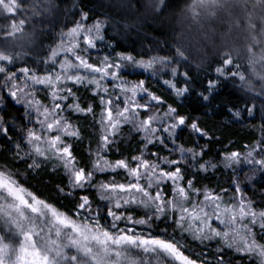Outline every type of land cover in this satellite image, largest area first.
<instances>
[{"label": "snow or ice", "instance_id": "6c2138e0", "mask_svg": "<svg viewBox=\"0 0 264 264\" xmlns=\"http://www.w3.org/2000/svg\"><path fill=\"white\" fill-rule=\"evenodd\" d=\"M63 2L0 0V18L10 21L0 28V102L24 110L16 118L0 115V144L13 158L11 167L8 161L0 165V264H211L203 254L187 253L191 243L212 240L218 241L216 264H226V250L250 264H264V204L246 195L240 178L246 168L264 174V123L260 138L244 151L225 146L206 159L212 145L221 143L219 127L193 119L177 104L195 96L200 108L232 123L254 116L256 104L249 107V101L259 100L264 113V25L255 19L257 10L264 17V0L187 5L194 19L219 22L243 43L235 54L221 52L203 79L194 74L201 66L193 70L179 46L163 56L113 55V49L101 57V44L112 47L107 25L93 19L82 0L72 4L67 13L72 19L58 41L44 49L41 40L40 59L28 61L31 49L20 44L17 50V41L32 43L36 25L58 13ZM172 6L173 0L143 5L161 15ZM129 66L150 73L168 95L151 88L147 77L129 79ZM229 85V95L244 93V107L222 97ZM89 117L94 131L87 152L79 155L76 146L87 135L80 121ZM126 128L129 144H136L127 153L121 150ZM185 133L191 147L181 139ZM21 165L26 177L49 168L50 175H60L54 191L72 203V210L31 190L21 180ZM221 166L232 170L228 187L198 186L202 173ZM158 221L165 227L156 232Z\"/></svg>", "mask_w": 264, "mask_h": 264}, {"label": "trees", "instance_id": "16d2710c", "mask_svg": "<svg viewBox=\"0 0 264 264\" xmlns=\"http://www.w3.org/2000/svg\"><path fill=\"white\" fill-rule=\"evenodd\" d=\"M75 0H64L59 5L60 11L48 16L44 24L36 25V33L32 43H28L26 40L17 41V50H21L19 45L23 44L25 49H31L26 59L30 62H37L40 57L37 55L41 51L40 41H44V49L50 44H54L58 40L59 34L64 30V24L72 19L67 13L71 10L72 4ZM86 9L92 10V18H99L106 22V38L112 45L111 48H105L103 44L100 45L99 55L103 56L108 52H124L130 53L139 58L141 55L144 58L153 55H167L174 52L177 46L183 48L189 56V63L193 70L197 65L201 66V71L195 73L199 79H203L205 71L209 65L213 67L214 62L218 59L219 55L223 51L232 50L233 54L237 51H242L243 43L236 33H229L226 27H221L219 22L215 25L209 22L207 17H201L200 19H194L191 13L186 11L188 4L192 0H173V6L166 10L162 15L152 12L143 7L149 0H82ZM183 15V20L178 22L179 16ZM256 23L258 25H264V17H261L259 10L256 11ZM10 21L0 18V28L7 27ZM27 31H31L29 26ZM211 32V34H210ZM224 37V41L222 38ZM2 38V33H0ZM207 40V44H203L201 41ZM198 44V45H197ZM199 46L202 51L199 50ZM95 52V51H94ZM96 53V52H95ZM202 53V54H201ZM18 63L23 64L24 61ZM181 71L184 69L181 68ZM128 78L132 80H138L142 78H148L147 82L151 88L155 89L158 93L167 96V92L164 90L162 84L157 82V79L150 76V73L142 72L138 69L133 73H127ZM231 91V85L225 88L222 93V97L230 99L233 103L238 104L241 108L244 107V93L240 92L235 95H229ZM43 92V91H42ZM44 93V92H43ZM81 95L85 100L88 99V94L81 89ZM44 97L43 94L38 93V98ZM247 99V97H245ZM171 102V101H169ZM252 103L256 104V111L253 117H247L240 123H232L227 117L216 119L211 109H204L199 107V101L195 96H189L186 99L178 100L177 104L180 105L183 113L189 114L193 119L199 118L202 122H207L209 126L219 127L217 135L221 138V143L213 144L212 150L206 159H211L217 151H223L227 146L230 151H244V146L252 142L254 139H259L261 136L260 128L264 123V113L259 109L261 107L259 100L249 101L248 106L251 107ZM3 102H0V115L4 113L9 114L11 118H16L23 115V107L18 104H14L11 101L8 102L6 107H3ZM175 106V105H174ZM216 107L215 105L213 106ZM207 112V115L202 113ZM99 114V109H97ZM92 117L88 118V121H80L82 127L86 129L87 135L83 140V143L77 144L76 151L79 155H83L87 152L88 145L90 143V136L93 133L91 126ZM19 124V121H17ZM95 134L99 135V129L95 130ZM124 143L121 145V150L127 153L134 150L136 144L134 141L129 144L131 137L128 135V129L124 130L123 134ZM186 146L191 147V140L187 133L181 137ZM192 140L195 137L191 138ZM92 148L95 150V140L91 141ZM155 150V149H153ZM115 156V154H113ZM12 154L6 151L2 144H0V165H4L5 161H8L7 166L11 167ZM26 165L20 166L21 180L26 182V185L33 191H35L42 198L50 199L59 205H62L63 209L69 211L72 210V203L68 200H60L54 191L55 186L60 181V175H50V168L46 172H41L38 175L33 174L30 176L24 175V169ZM15 171V169H12ZM232 172L224 168H220L219 171L209 173H202L200 184L198 186H208L209 188L228 187L232 181ZM250 198L258 204H264V174H259L258 177L252 182L251 187L248 189ZM78 198V197H77ZM136 218L142 217V210H138ZM165 224L156 222L154 229L159 232L164 228ZM172 231L171 228L168 229ZM218 247V241H205L203 245L197 243H191V246L187 254H203L211 264H216L213 259V255ZM226 264L228 261L231 264H250L247 258H241L235 251L226 250L225 254Z\"/></svg>", "mask_w": 264, "mask_h": 264}, {"label": "rangeland", "instance_id": "374dc122", "mask_svg": "<svg viewBox=\"0 0 264 264\" xmlns=\"http://www.w3.org/2000/svg\"><path fill=\"white\" fill-rule=\"evenodd\" d=\"M262 17V16H261ZM183 15H181V17L179 16V18H178V22H180V21H182L183 20ZM263 18V17H262ZM210 34H211V32H210ZM58 39H59V37H58ZM224 39V37L222 38V40ZM58 41V40H57ZM57 41H55V43L57 42ZM224 41V40H223ZM203 44H207L208 43V41L207 40H205V41H201ZM198 45V44H197ZM199 50L200 51H202V48L199 46ZM202 54V53H201ZM93 59H96V53L95 52H93ZM102 57V56H101ZM257 68H259V66H257ZM136 70H138V69H133L131 66H129L127 69H126V72L128 73H133L134 71H136ZM130 79V78H129ZM132 80V79H131ZM39 93H41V94H43L44 95V93L42 92V91H40ZM220 168H223V166H221ZM225 169V168H224ZM226 170H229V171H231L232 172V170L231 169H226ZM260 173H252V172H250V171H248V169L246 168L245 169V171L243 172V173H240V178H241V180L243 181V183L244 184H246L247 185V192H246V195L248 196V197H250L249 196V193H248V189L251 187V184H252V182L258 177V175H259ZM249 177H253V179H251V180H249ZM232 179H233V176H232ZM232 195V193L230 192L229 193V196H231ZM227 199V198H226ZM137 219H139V218H137Z\"/></svg>", "mask_w": 264, "mask_h": 264}]
</instances>
